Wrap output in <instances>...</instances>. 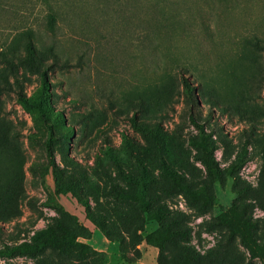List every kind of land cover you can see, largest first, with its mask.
Returning <instances> with one entry per match:
<instances>
[{
  "label": "rangeland",
  "instance_id": "374dc122",
  "mask_svg": "<svg viewBox=\"0 0 264 264\" xmlns=\"http://www.w3.org/2000/svg\"><path fill=\"white\" fill-rule=\"evenodd\" d=\"M262 166L264 0H0V247L57 240L0 264H263Z\"/></svg>",
  "mask_w": 264,
  "mask_h": 264
},
{
  "label": "trees",
  "instance_id": "16d2710c",
  "mask_svg": "<svg viewBox=\"0 0 264 264\" xmlns=\"http://www.w3.org/2000/svg\"><path fill=\"white\" fill-rule=\"evenodd\" d=\"M53 22V16H49V23ZM29 55H31L29 53ZM39 73L40 78V89L36 95L37 101H40V96L43 93V89L48 86L46 80V70H40L36 68ZM15 82L17 80L15 79ZM183 86L188 90V96H192L189 91V83L182 76ZM16 100L19 104L28 109L30 103L27 101L26 96L21 92L17 93ZM31 104H33L31 102ZM192 123H194L199 131L200 140L196 143L198 147V152L196 154V159L199 160L207 170L217 169L218 164L214 158V146L209 145L208 137L204 132L202 124L197 123L193 118H191ZM47 154L52 161V152L49 145L47 144ZM163 168L166 173L174 174V172L168 170L164 163ZM259 184L264 188V166L261 167L259 172ZM55 221V220H54ZM56 222V221H55ZM220 222L227 226L229 233L231 235H237L239 237L240 244L247 250L251 258H258L264 264V240L258 241L254 237V230L257 228L255 221L245 216L244 210L237 207H230L226 212L220 215ZM57 225V223H55ZM53 232V227L50 224L45 225L33 232L30 237V241H24L19 244L4 245L0 247V258H12L15 256H34L42 252L48 246H57V240L50 236ZM167 230L161 231L158 235L149 234L146 240L155 246L161 247L162 242L169 238ZM46 236L49 238L45 239ZM181 264H187V261H183Z\"/></svg>",
  "mask_w": 264,
  "mask_h": 264
}]
</instances>
